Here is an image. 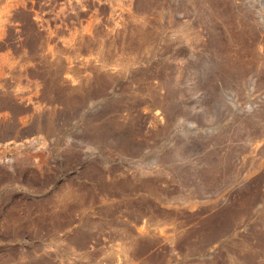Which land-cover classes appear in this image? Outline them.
Instances as JSON below:
<instances>
[{"label": "rangeland", "instance_id": "374dc122", "mask_svg": "<svg viewBox=\"0 0 264 264\" xmlns=\"http://www.w3.org/2000/svg\"><path fill=\"white\" fill-rule=\"evenodd\" d=\"M0 264H264V0H0Z\"/></svg>", "mask_w": 264, "mask_h": 264}, {"label": "bare ground", "instance_id": "6f19581e", "mask_svg": "<svg viewBox=\"0 0 264 264\" xmlns=\"http://www.w3.org/2000/svg\"><path fill=\"white\" fill-rule=\"evenodd\" d=\"M22 98H24V97L22 96Z\"/></svg>", "mask_w": 264, "mask_h": 264}]
</instances>
